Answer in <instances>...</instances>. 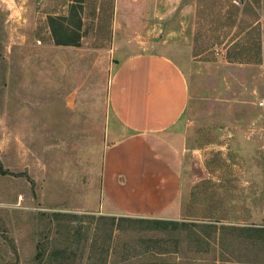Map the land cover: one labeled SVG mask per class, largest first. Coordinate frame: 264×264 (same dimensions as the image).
Returning a JSON list of instances; mask_svg holds the SVG:
<instances>
[{"label":"rangeland","instance_id":"1","mask_svg":"<svg viewBox=\"0 0 264 264\" xmlns=\"http://www.w3.org/2000/svg\"><path fill=\"white\" fill-rule=\"evenodd\" d=\"M114 2L0 0V264L30 263L40 212L106 213L104 151L126 135L111 117L106 90L114 65L130 51L113 49ZM216 3L195 0L191 45L185 61L178 60L190 88L188 107L172 132L183 178L178 219L250 225L256 215L249 212L247 174L260 173L261 165L247 152V132L232 130H246L250 113L261 107L264 68L226 60L234 29L222 26L223 35L230 33L218 43L217 24L210 22ZM257 13L264 50V0ZM50 17L79 26V46L57 47ZM68 254L71 261L64 264L93 263L82 243L71 241Z\"/></svg>","mask_w":264,"mask_h":264},{"label":"crops","instance_id":"2","mask_svg":"<svg viewBox=\"0 0 264 264\" xmlns=\"http://www.w3.org/2000/svg\"><path fill=\"white\" fill-rule=\"evenodd\" d=\"M114 8L113 49L130 51L111 70L106 102L126 135L104 151L102 215L186 221L178 219L183 178L172 132L190 99L178 60L185 61L191 45L195 0H115ZM260 99L262 105L250 113L253 121L246 130L240 126L232 130L247 132V152L261 165L260 173L247 174L249 212L256 217L252 225H241L256 228H264V99ZM224 222L218 220V225L229 224Z\"/></svg>","mask_w":264,"mask_h":264},{"label":"trees","instance_id":"3","mask_svg":"<svg viewBox=\"0 0 264 264\" xmlns=\"http://www.w3.org/2000/svg\"><path fill=\"white\" fill-rule=\"evenodd\" d=\"M226 1L223 7L222 0H218L210 13V22L217 24L218 43L230 33L223 35L226 33L220 30L222 26L234 29L225 52L226 60L264 63L261 32L256 24L261 0ZM75 8L73 6L71 14L76 15ZM197 12L204 17L201 5ZM49 27L55 45L79 46V26L70 28L65 21L50 17ZM198 33L199 30L194 36L195 43ZM213 44L216 45L215 40ZM37 218L42 229L29 264L71 261L68 254L71 241L82 243L89 259H93L92 264H264V228L62 212H40ZM72 222L78 224L75 229Z\"/></svg>","mask_w":264,"mask_h":264},{"label":"built area","instance_id":"4","mask_svg":"<svg viewBox=\"0 0 264 264\" xmlns=\"http://www.w3.org/2000/svg\"><path fill=\"white\" fill-rule=\"evenodd\" d=\"M260 106L262 105V103L259 104Z\"/></svg>","mask_w":264,"mask_h":264}]
</instances>
